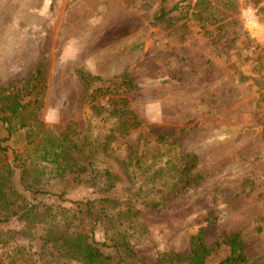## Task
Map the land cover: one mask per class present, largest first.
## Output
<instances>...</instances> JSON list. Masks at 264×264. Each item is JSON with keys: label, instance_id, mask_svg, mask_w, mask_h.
Returning a JSON list of instances; mask_svg holds the SVG:
<instances>
[{"label": "rangeland", "instance_id": "obj_1", "mask_svg": "<svg viewBox=\"0 0 264 264\" xmlns=\"http://www.w3.org/2000/svg\"><path fill=\"white\" fill-rule=\"evenodd\" d=\"M177 1L0 0V87L23 85L38 64L44 78L40 95L33 92L23 98L40 103L33 109L42 130L17 128L3 145L26 153L46 133H64L70 122L78 139L87 130L93 135L104 131L107 123L82 98L77 68L101 78L91 86L105 83L118 89L117 94L100 97L99 104L109 106L124 98L140 122L111 145L107 160L122 181L104 194L69 178L52 180L46 187L50 192L36 197L22 189L17 174L13 184L27 202L50 204L55 210L71 207L74 201L122 200L130 188L135 192L145 187L134 201L138 216L128 228L134 252L129 264H155L169 252L186 255L197 233L209 248L222 236L238 233L247 258L242 264H264V23L250 6L223 12L224 26L209 24V33L195 19L168 23L153 18L162 5L170 8ZM124 74L131 88L122 84ZM14 122L18 126L20 119ZM3 130L0 127V137ZM173 149L195 155L192 173L200 176L173 195L159 185L151 191L157 182H142L148 171H137L139 162L134 161L129 172L120 163L131 153L145 168L164 162L161 152L169 155ZM24 160L30 171L37 165L26 155ZM61 192L64 201L56 196ZM150 200L156 204H146ZM106 225L95 229L100 243ZM44 228L39 221L28 225L14 217L0 225L3 262L42 264ZM101 250L114 253L112 247ZM229 253L230 247L222 244L211 250L206 264Z\"/></svg>", "mask_w": 264, "mask_h": 264}, {"label": "trees", "instance_id": "obj_2", "mask_svg": "<svg viewBox=\"0 0 264 264\" xmlns=\"http://www.w3.org/2000/svg\"><path fill=\"white\" fill-rule=\"evenodd\" d=\"M191 1L178 0L170 8L162 5L153 18L168 23L179 19H195L200 29L209 33L207 29L209 24L219 22V28L224 26L220 23L223 12L239 11L243 7L250 6L259 21L264 23V0H242L241 2L238 0H194L190 5ZM75 74L83 87L82 98L90 104L93 113L102 116L103 123H107L102 127L104 131L93 135L87 130L78 139L73 123L70 122L64 133L58 135L51 131L46 133L40 137L39 143L29 148L26 153H19L15 148L3 145V141L9 140L17 128L42 130V123L36 115L40 103L37 99L23 101L27 94L42 93L44 78L41 65L38 64L33 68L23 85L16 86L15 83H10L7 87H0V127L5 132L0 137V153L3 157V162L0 164V225L7 223L13 217L26 221L28 225L33 224L34 221L44 223L46 233L42 236L43 245L40 253L42 264H66L68 260L78 264H129L128 260L134 258V252L128 240V228L138 216L134 201L142 196L141 190L145 187H139L135 192L130 188V192L122 200L101 197L84 202L74 201L71 207L55 210L50 204L36 206L27 202L23 192L13 184V178L17 174L18 184L22 189L36 197L49 193L46 187L54 179L69 178L76 184L97 187L96 189L103 194L122 181V177L114 172L112 163L107 160L109 151L112 150L111 145L117 142V137L128 135L132 129L140 125V122L127 108L124 98L116 99L109 106L98 103V99L102 96L117 94L116 86L111 87V84L105 83L91 86L92 83L101 81V78L90 75L81 68H77ZM126 77L127 74L122 76V84L131 88L133 84L129 79H125ZM19 119L20 123L17 126L14 121ZM158 138L163 139V136ZM172 151H174L173 154ZM161 154L165 161L159 163L160 165L155 161L143 168L141 166L143 161H139L136 156H131V153L120 163L123 170L129 172V167L135 166L134 161L139 162L137 171L144 170V174L148 171V177L141 178L142 182L144 184L155 180L157 182L150 188L154 193L157 185L166 195H173L199 181L200 176L192 173L197 159L195 155L179 153L174 149L170 150L169 155L162 152ZM25 155L37 162L32 171L25 163ZM140 173L143 172L140 171ZM128 178L132 184L133 177ZM149 191L145 193L146 196ZM63 193L56 194L61 201L65 200ZM108 203L111 206H108ZM146 204L154 206L156 202L150 200L146 201ZM116 207L118 211L114 213L113 210ZM107 210L112 211L110 215ZM105 221L107 223L104 229L105 241L100 243L95 239V229L98 224ZM222 244L230 247V253L215 264H242L247 261L238 233L222 236L212 248L207 247L201 233H197L191 236L190 250L186 255L169 252L155 264L163 261L206 264V258L211 250ZM101 246L112 247L114 253L104 254ZM0 264L7 263L0 258Z\"/></svg>", "mask_w": 264, "mask_h": 264}]
</instances>
